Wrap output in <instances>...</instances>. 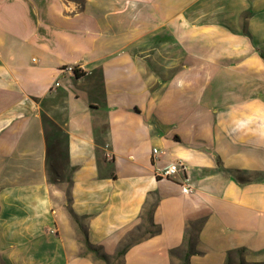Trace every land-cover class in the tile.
Returning a JSON list of instances; mask_svg holds the SVG:
<instances>
[{
	"label": "crops",
	"instance_id": "obj_1",
	"mask_svg": "<svg viewBox=\"0 0 264 264\" xmlns=\"http://www.w3.org/2000/svg\"><path fill=\"white\" fill-rule=\"evenodd\" d=\"M88 247L264 263V0H0V264Z\"/></svg>",
	"mask_w": 264,
	"mask_h": 264
},
{
	"label": "built area",
	"instance_id": "obj_2",
	"mask_svg": "<svg viewBox=\"0 0 264 264\" xmlns=\"http://www.w3.org/2000/svg\"><path fill=\"white\" fill-rule=\"evenodd\" d=\"M63 72H67L70 74H75L76 71L81 72V67L79 65H65L62 67L61 69ZM59 83L55 82L54 86H58ZM161 151L159 148L154 147L152 150V156L153 158H157L160 155ZM106 158L109 160L113 159V156L111 155V153H107L106 154ZM159 170V175L163 178H170L173 175L179 174V173H186L187 167L185 164L177 161V162H172L164 167H162ZM188 182V177L185 176L184 177V183L185 185L183 186V191L184 192H190L191 191V187L189 186Z\"/></svg>",
	"mask_w": 264,
	"mask_h": 264
},
{
	"label": "trees",
	"instance_id": "obj_3",
	"mask_svg": "<svg viewBox=\"0 0 264 264\" xmlns=\"http://www.w3.org/2000/svg\"><path fill=\"white\" fill-rule=\"evenodd\" d=\"M79 74H80L79 71H76V72H75V75L79 76ZM200 226H201L200 223H198L197 225L195 224L194 229H195V230H198V228H199ZM135 239H137V238H133L132 240H135ZM189 241H191V239H189ZM86 244H87V246H88V241H87V240H86ZM189 247H190V244H189ZM88 248H89L91 251L95 252V253L97 254V256H99L100 258H102V259H104V260H106V261L108 260L107 257H105L104 255H102V254L99 253V250H96V249H94V248H92V247H88ZM126 248H127V246L123 247V248L118 252V255H122V254L125 252ZM189 254H190V249H189V251H188L187 254H186L184 264H188V262H187V258H188V256H189ZM257 264H264V263H257Z\"/></svg>",
	"mask_w": 264,
	"mask_h": 264
},
{
	"label": "rangeland",
	"instance_id": "obj_4",
	"mask_svg": "<svg viewBox=\"0 0 264 264\" xmlns=\"http://www.w3.org/2000/svg\"><path fill=\"white\" fill-rule=\"evenodd\" d=\"M97 258H98V257H97ZM98 259H100V258H98ZM99 262H100L101 264H110L109 261H106V260L104 261V260H102V259H101V261H99Z\"/></svg>",
	"mask_w": 264,
	"mask_h": 264
}]
</instances>
